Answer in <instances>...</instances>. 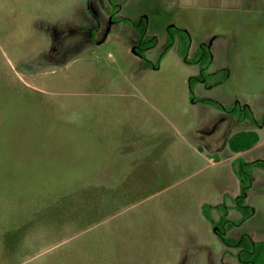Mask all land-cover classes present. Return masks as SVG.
Here are the masks:
<instances>
[{"label": "rangeland", "instance_id": "374dc122", "mask_svg": "<svg viewBox=\"0 0 264 264\" xmlns=\"http://www.w3.org/2000/svg\"><path fill=\"white\" fill-rule=\"evenodd\" d=\"M87 1L0 0V264H225L215 220L242 218L235 169L264 160V13L250 11L264 0H122L119 15H145L158 37L147 49L118 21L80 45ZM174 22L193 35L190 59L214 42L193 90L201 68L187 39L168 46ZM202 97L249 103L259 142L220 162L198 152L225 113ZM244 167L253 212L229 236L264 239V168ZM206 203L220 204L212 219Z\"/></svg>", "mask_w": 264, "mask_h": 264}, {"label": "flooded vegetation", "instance_id": "af4514ba", "mask_svg": "<svg viewBox=\"0 0 264 264\" xmlns=\"http://www.w3.org/2000/svg\"><path fill=\"white\" fill-rule=\"evenodd\" d=\"M93 0H88L87 1V7H86V11L87 13H85V11H83L82 15H83V19L81 21H79V23L77 24V26H81L84 23H87L88 25H91L90 27V34L88 36H81L82 43H80V45H85L84 47L90 46V45H94V44H100L102 43L104 36L106 34V31L110 30V26L111 24H113L114 22H121V23H125L129 28L127 30H129V36H131V38L136 37V48H139L143 45V48L147 49L150 48L148 47V42L147 40L151 37H155L157 38V42H158V37L156 35H148L147 32V27H148V18L145 15H141L138 18H131V17H127V16H120L119 12L122 10V0H98V7H96V10H98L97 12L93 10L91 3ZM105 5V6H104ZM104 6V7H103ZM82 11V10H81ZM106 15L108 16L107 19H103L102 15ZM144 20L145 21V30L141 29L139 27V21ZM173 25L176 27H180V28H184L186 30H188L189 32V37L190 38V43H189V47H188V51H187V57L183 55L184 59L186 62L188 63H195L194 60L198 59V54L201 52H209L211 58L213 57V52H212V46H213V40H210V38H212V36H210V38L208 40H203L198 47H196L195 49H193L194 55L193 57L190 59V54L192 51V38L193 35L190 32V30L184 26L178 25L177 23H171L168 28H167V40H168V46L173 45L175 42H177V39L174 40L173 44H169V27ZM52 29V26H51ZM51 29H50V33H51ZM132 29V30H131ZM71 29L67 28L64 31L67 32V34L69 33V31ZM53 30V34L49 33V36H51V38H58L62 37L64 38V34L57 32ZM107 31V32H108ZM60 34V35H58ZM171 38H182L181 36H171ZM213 38H216L215 36ZM76 41V40H75ZM77 44V43H76ZM76 44L72 45L75 46ZM78 45V44H77ZM70 46V47H72ZM153 47V46H152ZM136 50V49H135ZM138 51H140L138 49ZM74 52V51H72ZM141 52V51H140ZM144 56V54L142 55ZM146 65H148L149 63H145ZM196 64H198L201 68V72L198 74H202V73H206L208 70H206L207 66L205 65H201L199 63L196 62ZM209 73H213V72H209ZM205 75V74H204ZM197 76V75H194ZM203 78V77H202ZM202 80V79H200ZM225 104V103H224ZM239 195V194H238ZM248 196V195H247ZM234 199V203H235V198ZM236 207V206H235ZM220 211L221 209H219L217 207V211ZM221 213V212H218ZM223 214V213H222ZM220 215V217L215 220L213 219V221H216V224L218 226L216 232L218 234V236L220 237L221 241L224 243V245H226L227 248V253H223L222 255V260L224 261L225 259L227 260L225 264H264V239H256L251 233H243L239 236H229V232L236 226L238 225L241 221L247 219H243V216L240 220H235V219H230L227 218L226 216L223 217V215ZM210 219H212V217H210ZM232 224V226H231ZM243 235H247L248 236V241L240 244V243H225L223 241V239L221 238V236H227V237H233V238H240ZM229 252V253H228Z\"/></svg>", "mask_w": 264, "mask_h": 264}, {"label": "trees", "instance_id": "16d2710c", "mask_svg": "<svg viewBox=\"0 0 264 264\" xmlns=\"http://www.w3.org/2000/svg\"><path fill=\"white\" fill-rule=\"evenodd\" d=\"M139 27L141 29L145 30V21L141 20L139 21ZM169 41H170V45L174 43V40H188V42L186 44L185 50L186 52L182 53L184 56L187 57V51H188V47H189V41L190 38L189 37V32L188 30L184 29V28H180V27H176L171 25L169 27ZM171 36L175 37V36H181L182 38H171ZM148 42V47H152L155 46L157 44V38L155 37H151L147 40ZM208 60L207 62L210 61L211 56L210 53L205 51V52H201L198 54V59L194 60V62L199 63L201 65H204V61ZM206 66V65H205ZM229 68V67H228ZM227 67L225 68H220L218 70H225L226 71V75L225 77L223 76L222 79L220 80V82H225L226 80H228V78L230 77L229 69ZM228 71V72H227ZM205 73H202L200 75L197 76H192L190 79V86H191V90L194 89L193 83H195L196 81H199L200 79H202V77L205 78ZM199 101H203L204 103H208L211 105H214L216 107L222 108L224 109L228 115H232L234 116L236 119H238L240 122L246 123L248 125H253L255 123L258 124V120L255 118L254 115V111H253V107L249 104V103H243L241 101H236L230 105L224 104L223 102H221L218 99L215 98H198ZM260 140V136L258 134V132L255 129H241L238 130L236 132H234L230 138H229V145L230 148L234 151V152H239V151H243L246 149L251 148L252 146L256 145ZM249 164L251 165H259L261 167L264 168V160L263 159H257V160H253L250 162H243V164L239 167H237L236 173L237 176L240 179L241 182V191L239 193V195L235 198V206L236 208H238L242 213H243V219L247 218L248 216H250V214L253 212V208L250 204L247 203L246 197L248 195L249 189L252 186L253 183V178H254V174L250 173L248 171V169L244 166H248ZM111 191V189H110ZM87 192H85L86 194ZM89 193H91L89 191ZM67 195H72V196H81L84 195V191H75L72 193H69ZM102 204H99L98 206H100ZM217 207L220 206V204H213V205H209V204H204L203 206V211L205 212L206 216L210 218L209 213L207 211L208 207ZM232 226V224H231ZM221 238L223 239V241L225 243H240L243 244L245 242L248 241V236L247 235H243L240 238H233V237H227V236H221Z\"/></svg>", "mask_w": 264, "mask_h": 264}, {"label": "crops", "instance_id": "0c3cea01", "mask_svg": "<svg viewBox=\"0 0 264 264\" xmlns=\"http://www.w3.org/2000/svg\"><path fill=\"white\" fill-rule=\"evenodd\" d=\"M252 8L253 9L252 10L250 9V11H256L258 13V15L260 12L264 13V7H263L261 2H256V4ZM233 118H234V116L228 115L226 111L221 116H218L217 120H216L217 123H216L215 127L213 129H210V130L205 129L206 131L203 130V132H202L203 134H201V138L203 140V143L208 147L207 148L208 150H205V149L203 150L204 144L199 142V141H196V142H194L193 146L197 149V151L200 153H207V154L213 156V158H214V156H218V157H216V159L214 158L216 162H220L222 160V158L237 157L240 154L244 153L247 149L243 150V151H239V152H234V151L229 152V150H228V149L231 150L230 145H229V138L234 132L241 130V129H250L248 124L240 122L238 119L236 120ZM235 120L238 122H234ZM235 124L236 125L237 124H239V125L244 124V127H241V128L238 127L237 129L236 128L231 129L232 125H235ZM229 127L231 130L229 129ZM206 134H208L209 136L212 135L211 138L213 139V141H208V138L205 136ZM211 149H212V151H211ZM219 155L223 156V157H221V159H218L220 157ZM145 165L147 167L149 166L148 163H146ZM207 218L209 219V217H207Z\"/></svg>", "mask_w": 264, "mask_h": 264}]
</instances>
